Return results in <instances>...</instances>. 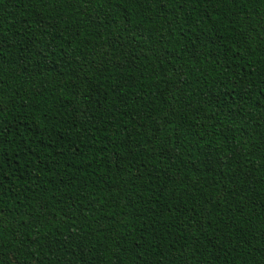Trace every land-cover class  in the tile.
Wrapping results in <instances>:
<instances>
[{
    "label": "trees",
    "instance_id": "16d2710c",
    "mask_svg": "<svg viewBox=\"0 0 264 264\" xmlns=\"http://www.w3.org/2000/svg\"><path fill=\"white\" fill-rule=\"evenodd\" d=\"M0 264H264V0H0Z\"/></svg>",
    "mask_w": 264,
    "mask_h": 264
}]
</instances>
